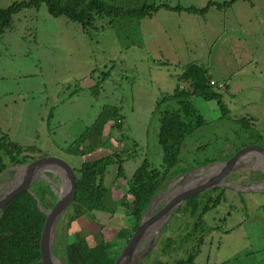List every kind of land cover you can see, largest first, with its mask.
<instances>
[{
	"label": "rangeland",
	"instance_id": "obj_1",
	"mask_svg": "<svg viewBox=\"0 0 264 264\" xmlns=\"http://www.w3.org/2000/svg\"><path fill=\"white\" fill-rule=\"evenodd\" d=\"M16 1L22 0H0V8ZM129 1L128 7L147 1L201 8L210 1L229 0ZM107 20L98 17L94 28L84 30L64 16L50 15L43 2L12 16L10 26L0 34L2 134L23 147L38 148L39 152L32 153L33 160L57 157L74 169L84 160L112 150L127 155L122 167L127 177L144 159L158 167L163 153L157 142L162 108L157 107V101L172 93L182 66L197 63L222 84L217 90L228 111L222 114L209 93L192 97L206 124L186 137L174 169L186 173L201 167L202 162L218 164L241 148L242 153H248L233 166L232 174L264 178V162L257 160L264 151H256L264 147V0H235L220 9L212 6L203 16L158 8L139 20L118 19L113 25H107ZM105 105L120 110L121 125L113 127L108 121L103 144L81 155L84 146L76 140L94 125ZM241 118L249 123L239 121ZM69 148L73 152L67 151ZM47 162L36 180H46L58 195L65 175L50 167L52 161ZM17 168L11 169L12 175L6 172L0 177V191L19 173ZM233 175L226 179L235 182ZM196 176H183L185 180L179 183ZM104 185L108 188L104 197L107 210L77 217L68 235L70 240L75 234L85 236L90 245L100 238L119 252L134 231L133 218L121 203L132 206L133 197L126 180L116 177L115 164L106 167ZM219 192L210 189L192 195L200 200ZM167 200L166 194L152 202L148 217L154 222L126 264L172 262L191 251L204 232L194 257L196 264H264V191L223 190L220 203L204 214L202 226L192 238L187 233L194 218L184 207L185 200L164 222V217L157 218Z\"/></svg>",
	"mask_w": 264,
	"mask_h": 264
},
{
	"label": "trees",
	"instance_id": "obj_2",
	"mask_svg": "<svg viewBox=\"0 0 264 264\" xmlns=\"http://www.w3.org/2000/svg\"><path fill=\"white\" fill-rule=\"evenodd\" d=\"M234 1L229 0L223 3L210 1L205 7L197 8L179 4L173 7L164 4L156 5L147 1L141 2L136 7H128L129 0H112L111 3L104 0H22L13 2L6 8H0V34L10 26L14 14L25 8H38L42 2L45 3L50 15L64 16L78 23L84 30H88L96 26L98 17L103 16L108 17L107 25H113L118 19L139 20L151 16L158 8L183 10L203 16L212 6L220 9L230 6ZM106 75L107 73L104 74ZM176 80L172 93L161 96L156 104L157 107H162L159 110L157 129V142L163 153L160 166L155 167L144 159L131 176L127 177L122 171L127 155L124 151L112 150L105 156L84 160L77 169L73 168L76 188L74 198L59 218L53 242V254L60 264H112L118 255L115 245L100 238H96L95 243L90 245L85 236L75 234L74 239L70 240L68 235V229L77 217L94 210H107L104 197L108 193V188L104 185V176L108 165H116V177L126 180L128 192L133 197L132 206L125 202L121 204L129 210L133 218L132 229L134 230L151 198L162 191L175 177H179L178 172L186 171H180V168L174 169L180 162V151L184 141L188 135L206 124L203 115L194 105L192 97L202 92L209 93L222 114L228 111L221 92L217 90L219 82L212 80L208 69L204 66L197 63L182 66ZM119 111L113 105L103 106L94 125L76 140V143L81 142L84 146V151H79L81 155L103 144L101 137L108 121H112L113 127H120ZM239 121L249 123L244 118ZM86 141H88L87 145H85ZM67 151L73 152L70 148ZM34 152H39V149L35 146L23 147L0 131V174L9 167L32 161ZM205 164L206 162H202L201 165ZM23 168L25 167L17 169ZM37 183L39 189L19 192L0 210V264H42L39 236L44 213L37 206L46 205L48 199L45 194L51 199V204L57 195L46 180L38 179ZM221 195L222 191L215 197L208 195L199 200L192 195L185 199L184 207L194 218L192 227L187 233L188 238L194 237L197 228L202 226V217L220 203ZM204 234L205 232L198 237L192 250L183 257L175 258L172 262L159 261L157 264H196L194 257L199 252Z\"/></svg>",
	"mask_w": 264,
	"mask_h": 264
},
{
	"label": "water",
	"instance_id": "obj_3",
	"mask_svg": "<svg viewBox=\"0 0 264 264\" xmlns=\"http://www.w3.org/2000/svg\"><path fill=\"white\" fill-rule=\"evenodd\" d=\"M252 146H257V145H252ZM249 147L251 146H244L242 148H249ZM258 148L264 150V147L262 146H259ZM240 150L241 148L235 151L233 154H231L224 161H219L218 168L212 173L203 175L200 172L199 173H193V172L208 167L210 165H213L216 162H212L206 165H201V167H198L196 169L184 173L179 178H177L172 184H170V186L155 194L151 198L145 212L139 218L131 237L127 240L126 244L120 249L118 255L116 256L112 264H119L123 258H125L124 264H126V261H129L131 252L134 250V248H136L139 241L145 236L149 226L154 222V220L153 221L149 220L150 218L148 217V212L152 202L166 194L168 200L165 202L162 209L156 215L157 218L164 217L163 222L168 219V216L183 200H185L186 198L197 192H202L210 189L219 190V191L231 190L234 192L264 191V178H248V177L236 176L232 174L233 172L232 168L236 163L232 166H229V164L231 162L232 157L241 152ZM45 161L58 162L66 167L67 169L66 177L68 180V187H69L67 190L66 199L59 208H56L55 203L59 200L60 193L56 196V199L52 204L49 196L45 194L46 199H48V201L45 203L46 205L44 207L37 206L44 213V221L39 236V252H40L41 262L42 264H55L56 263L55 261L58 259L53 254V242L57 231V224L63 211L72 202L76 190L75 173L73 168L68 163L57 157L42 156L28 163L13 166V168L32 167L37 172H35L33 176H29V177L20 175L18 173L14 176V178L10 180V183L8 184L6 189L0 193V210L9 200L17 196L15 194L18 190L26 189V188L29 190L39 189L36 176L38 175V171L43 167H45L46 165L44 164ZM191 174L192 175L195 174L197 176L194 179L190 180L189 182H184L182 184L179 183L180 180H183L184 177H187L188 175ZM230 175L237 177L235 182H230L226 179ZM172 198H174L175 202L171 204ZM161 226L162 225H160L158 232L160 231ZM154 238L155 237H152L151 241L148 243L145 249L146 252L151 247ZM130 261L133 262L134 260H130Z\"/></svg>",
	"mask_w": 264,
	"mask_h": 264
},
{
	"label": "bare ground",
	"instance_id": "obj_4",
	"mask_svg": "<svg viewBox=\"0 0 264 264\" xmlns=\"http://www.w3.org/2000/svg\"><path fill=\"white\" fill-rule=\"evenodd\" d=\"M262 149H259V148H257L256 149V151L257 152H259V153H262V151H261ZM264 151V150H263ZM248 152H240V153H238V154H236V155H234L233 157H232V159H231V162H230V164H229V166H232V165H234L235 163H237V162H239V161H241L242 160V158H244V156L247 154ZM259 158L257 159V160H259V161H261L262 163L264 162V154L263 155H261V156H258ZM50 167H52V168H56L58 171H60V172H62L64 175H65V181H64V183L62 184V189H61V191L59 192L60 193V198H59V200L55 203V206H56V208H59L62 204H63V202L65 201V199H66V196H67V190H68V180H67V177H66V171H67V169H66V167L64 166V165H62V164H60V163H58V162H50ZM218 168V164H214V165H211V166H208V167H205V168H202V169H199V170H197V171H195V172H193V173H202V174H205V175H207V174H210V173H212L213 171H215L216 169ZM263 168V167H262ZM24 169H25V171H24ZM264 169V168H263ZM35 172H37L34 168H32V167H25V168H23V169H19V174L20 175H24V176H33V174L35 173ZM185 180V179H184ZM183 181V180H182ZM10 182V181H9ZM183 183V182H182ZM23 190H29V189H20V190H18L17 192H16V194L15 195H17L19 192H21V191H23ZM29 191H31V190H29ZM158 200V199H157ZM173 202H175V200H174V198H172V201H171V204L173 203ZM56 263L55 264H60V262L58 261V260H56L55 261ZM124 262H125V258H123L121 261H120V263L119 264H124Z\"/></svg>",
	"mask_w": 264,
	"mask_h": 264
},
{
	"label": "flooded vegetation",
	"instance_id": "obj_5",
	"mask_svg": "<svg viewBox=\"0 0 264 264\" xmlns=\"http://www.w3.org/2000/svg\"><path fill=\"white\" fill-rule=\"evenodd\" d=\"M11 169H14L13 168V166L12 167H9V168H7L6 170H4L3 172H2V174H1V176L4 174V173H6V172H10V173H8V175H12V172H11ZM185 173V172H184ZM262 175V174H261ZM0 176V177H1ZM15 176V175H14ZM14 176L13 177H11V178H14ZM252 178V177H251ZM1 180V179H0ZM6 189V187L5 188H3L1 191H0V193L1 192H3L4 190Z\"/></svg>",
	"mask_w": 264,
	"mask_h": 264
},
{
	"label": "built area",
	"instance_id": "obj_6",
	"mask_svg": "<svg viewBox=\"0 0 264 264\" xmlns=\"http://www.w3.org/2000/svg\"><path fill=\"white\" fill-rule=\"evenodd\" d=\"M222 86V84L221 83H218V87H221Z\"/></svg>",
	"mask_w": 264,
	"mask_h": 264
},
{
	"label": "crops",
	"instance_id": "obj_7",
	"mask_svg": "<svg viewBox=\"0 0 264 264\" xmlns=\"http://www.w3.org/2000/svg\"><path fill=\"white\" fill-rule=\"evenodd\" d=\"M225 86H226V84H225ZM226 88H227V86H226Z\"/></svg>",
	"mask_w": 264,
	"mask_h": 264
}]
</instances>
